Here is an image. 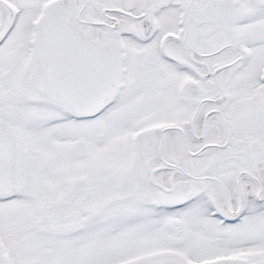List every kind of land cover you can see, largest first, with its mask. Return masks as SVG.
<instances>
[{
    "label": "snow or ice",
    "instance_id": "1",
    "mask_svg": "<svg viewBox=\"0 0 264 264\" xmlns=\"http://www.w3.org/2000/svg\"><path fill=\"white\" fill-rule=\"evenodd\" d=\"M0 264H264V0H0Z\"/></svg>",
    "mask_w": 264,
    "mask_h": 264
}]
</instances>
